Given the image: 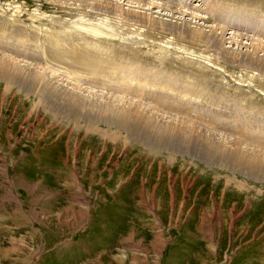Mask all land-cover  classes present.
Returning a JSON list of instances; mask_svg holds the SVG:
<instances>
[{
	"label": "rangeland",
	"instance_id": "374dc122",
	"mask_svg": "<svg viewBox=\"0 0 264 264\" xmlns=\"http://www.w3.org/2000/svg\"><path fill=\"white\" fill-rule=\"evenodd\" d=\"M122 1L264 41V0ZM92 2L0 0V264H264V81Z\"/></svg>",
	"mask_w": 264,
	"mask_h": 264
},
{
	"label": "bare ground",
	"instance_id": "6f19581e",
	"mask_svg": "<svg viewBox=\"0 0 264 264\" xmlns=\"http://www.w3.org/2000/svg\"><path fill=\"white\" fill-rule=\"evenodd\" d=\"M92 1H93L92 3H88L87 5L81 4V6H82L81 8H89L90 12H94L96 14H99V13L115 14L118 11L121 15H124L125 17L136 18L141 24L145 25L146 27H148L150 29H152L153 26L160 24L159 19H156L155 17H153L151 15V12H152L151 10L155 8L154 9L155 11L153 13H157V14H161L164 10L162 15H166L167 17H170V18H175L176 24L180 22L181 25L186 26V28L182 29L181 32H179L174 26H170L169 31L171 33H174V34L183 33V34H186L187 36H189L194 41L208 42L214 53L220 55L222 58H225L230 63H234L236 65L244 66L246 69L256 70L257 74L260 76V80L264 81V41L253 39L251 37H245V36L238 34V33H235V32H226V29L221 27V26H219V28H218V29H220V31L217 32V30L215 28L217 25L209 26L208 30H206V31H205V29H202L203 27H198V28L193 27L194 28L193 29L191 27H188L189 23L185 20V16H187V14H191V13L186 12V10L185 11L182 10V8L180 9L179 7L177 9L176 7L171 6V5L168 8L167 3H166V6L165 5L164 6L167 7L168 9H164L165 8L164 6H163V8L161 6H156L158 4H155L154 2L150 3L146 8H138L134 5H130V4L126 3L125 1L123 2L122 0H92ZM135 4H136V2H135ZM139 6H140V4H139ZM202 8H200V10ZM138 9H141V10H138ZM165 10H167V11L165 12ZM202 10H204V8ZM205 10H207V9H205ZM146 11H149V12L147 13ZM178 13L180 16H176V14L178 15ZM197 13L193 11L191 15L194 14L193 16L197 17V16H199L198 14L200 12L198 14ZM7 16H11V15H7ZM12 25H13V20L9 19L5 26L6 27H12ZM4 28L5 27L1 28L0 30H2ZM191 29H193V30H191ZM106 32H108V31L106 30ZM259 52H262V54H259ZM91 58H93V57H91V56L88 57L89 63H91V66H93L96 69V71H98L99 73H103L104 72L103 71L104 68L102 65L103 62H99V61H96L95 59H91ZM13 69L14 68H11L8 61H0V75L2 77H7V76L11 77L15 74V77L18 78L20 80V82H21V80H22V82L24 80H28V78L26 76H24V75L21 76V74L18 72V69H16V68H15V70H13ZM56 73L57 74L55 75V77L53 76L51 78V80L46 82V83L52 84L51 82H53L54 89L56 90L55 94H53V95L56 98V100H58L61 98L62 95H63V98L67 97V94L69 93V88L66 87V85L64 83H62V81L64 80L63 77L65 76V74L67 72H56ZM27 75L33 83L38 82V78L37 77L35 78L34 75L31 76L29 73H27ZM256 79H258V78H256ZM142 80H144V79H142ZM67 84H70V83H67ZM253 85H255V84H253ZM242 86L244 87L245 85H242ZM259 87L263 88L262 84L259 85ZM260 93H262L261 90H260ZM71 96H72L71 100H73V99L78 100V101L75 100V102L73 103V105H75L76 108H77L76 104H78V108L76 109L77 113L75 115L82 116L81 113H80V115H78V112L80 111V107H82V103L85 102L84 99L83 100L80 99L79 95H71ZM75 106H73V107H75ZM70 109H72V108H70ZM111 111H112L111 113L108 112V113H110L108 115V113H106L107 112L106 110L103 111L102 109H100L98 111L95 110L96 113H94V114H95V116H99L102 113L108 119L111 118L110 116H112V115L119 114L120 116H122V120L127 119L130 116L129 111H127V113L124 110L123 111L117 110V113H115L116 110L115 111L111 110ZM77 116L73 115L74 119L77 118ZM139 116L142 117L141 113H139ZM149 116H151L152 119L154 118L151 114H149ZM252 160L254 161V163L256 165H258L259 173L264 174V159H260L259 162H257L255 158H253Z\"/></svg>",
	"mask_w": 264,
	"mask_h": 264
}]
</instances>
